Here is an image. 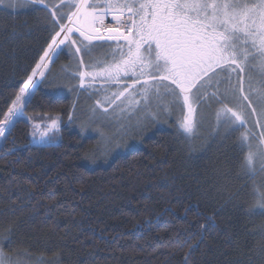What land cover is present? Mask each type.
Instances as JSON below:
<instances>
[{
    "label": "trees",
    "instance_id": "obj_1",
    "mask_svg": "<svg viewBox=\"0 0 264 264\" xmlns=\"http://www.w3.org/2000/svg\"><path fill=\"white\" fill-rule=\"evenodd\" d=\"M52 34V17L38 6L0 8V113ZM76 71V59L62 55L26 106L27 115H60L61 141L31 144L27 122L0 140L7 255L21 264H185L186 255L191 264H264V215L241 168L240 133L218 134L209 117L189 141L170 121L148 127L123 154L93 157L97 138L67 126L73 108L79 113Z\"/></svg>",
    "mask_w": 264,
    "mask_h": 264
},
{
    "label": "snow or ice",
    "instance_id": "obj_2",
    "mask_svg": "<svg viewBox=\"0 0 264 264\" xmlns=\"http://www.w3.org/2000/svg\"><path fill=\"white\" fill-rule=\"evenodd\" d=\"M24 3L49 13L53 34L15 99L0 113V140L5 145L16 125L25 122L32 126V137L41 142L62 140L60 115L31 117L26 106L46 82L50 66L69 55L77 61V90L91 89L90 95L100 97L94 101L93 113L108 115L112 108L113 112L142 111L152 120L172 117L178 134L191 141L202 126L204 108L216 105L217 133H240L239 147L245 153L241 168L253 181L255 210L264 215V182L255 183L257 176L264 177V0ZM0 5L12 8L15 0H0ZM106 17L114 23L106 24ZM101 49L106 50L104 58H97ZM97 82L99 88L94 87ZM233 101L241 102V111L229 106ZM175 108L180 109L178 118ZM245 113L255 119L250 121ZM68 120L73 121L71 113ZM92 130L103 139L99 129ZM4 239L13 243L10 237ZM184 259L191 264L188 255ZM0 264H21L7 255L2 242Z\"/></svg>",
    "mask_w": 264,
    "mask_h": 264
},
{
    "label": "rangeland",
    "instance_id": "obj_3",
    "mask_svg": "<svg viewBox=\"0 0 264 264\" xmlns=\"http://www.w3.org/2000/svg\"><path fill=\"white\" fill-rule=\"evenodd\" d=\"M52 1L54 2L55 0H46L47 3ZM7 2L8 0H6V3ZM30 6L31 5L25 4L24 0H15V7H12L10 9H15V10L26 9ZM1 7L4 6L0 5V8ZM105 23L112 24L114 22L111 20V17H107L105 19ZM102 56H103L102 54H99L97 58H102ZM38 77L39 76H37L36 79ZM38 79H40V77ZM78 83L79 82H77V84ZM85 83L87 85V80L85 81ZM100 86H101V82H97L94 85V87L96 88H99ZM244 87L245 90H247L248 87L247 78L245 79ZM80 90L81 93L77 95L75 94V105L79 107L78 109L79 113L78 114L77 112L75 113V110L74 112H72V115H74L73 119L75 118V120L77 121L76 128L74 121L67 120V126L72 127L73 125L74 129L76 131H79V133L85 132V134L97 138L96 147L91 152L93 157L98 158V156L100 155L101 158H106L109 156H116L119 154H123L129 149L135 148L139 144L133 138L144 136L145 130H147L148 127L149 128L154 127L156 129H162V128L166 129L169 126L170 121L174 123L172 117L161 116L159 120H152L150 118H147L145 113L142 111L131 112L127 110L122 111L121 109H117L115 112H113L112 108H109L108 115H104L101 111H97L93 113L92 109L94 107V101L95 99H99L100 97L90 95L91 89L87 91L83 89ZM240 103L241 102L239 101H233L229 103V106L233 107L234 110L241 111ZM215 106L216 105H212L210 108H204V118L207 119H209V117L214 118ZM258 109L259 108H257V110ZM152 110L156 111L155 105H153ZM209 111L210 113H208ZM173 114L174 117L178 118L180 115V109L175 108L173 110ZM28 116L39 117L33 115H28ZM252 119L254 120L255 117L252 116ZM82 128L88 130L82 132L81 130ZM92 129H99L103 133V139L98 138L97 133ZM32 143L36 145H44V143L46 142H41L39 138L36 137L32 139L31 144ZM252 143L255 144V142L253 141Z\"/></svg>",
    "mask_w": 264,
    "mask_h": 264
},
{
    "label": "water",
    "instance_id": "obj_4",
    "mask_svg": "<svg viewBox=\"0 0 264 264\" xmlns=\"http://www.w3.org/2000/svg\"><path fill=\"white\" fill-rule=\"evenodd\" d=\"M107 18V17H106Z\"/></svg>",
    "mask_w": 264,
    "mask_h": 264
}]
</instances>
